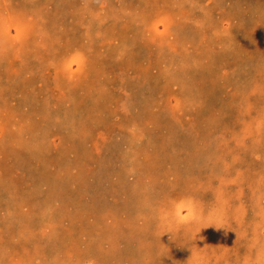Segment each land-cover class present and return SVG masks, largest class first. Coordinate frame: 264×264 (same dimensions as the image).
Returning <instances> with one entry per match:
<instances>
[{
	"label": "rangeland",
	"instance_id": "rangeland-1",
	"mask_svg": "<svg viewBox=\"0 0 264 264\" xmlns=\"http://www.w3.org/2000/svg\"><path fill=\"white\" fill-rule=\"evenodd\" d=\"M0 3V264H264V0Z\"/></svg>",
	"mask_w": 264,
	"mask_h": 264
},
{
	"label": "bare ground",
	"instance_id": "bare-ground-1",
	"mask_svg": "<svg viewBox=\"0 0 264 264\" xmlns=\"http://www.w3.org/2000/svg\"><path fill=\"white\" fill-rule=\"evenodd\" d=\"M11 1V0H10ZM82 1V0H81ZM120 1V0H119ZM246 1V0H245ZM1 4V3H0ZM68 5V4H67ZM246 5V4H245ZM59 6V5H58ZM61 7V6H60ZM81 7V6H80ZM62 8V7H61ZM3 9V8H2ZM75 9V8H74ZM251 9V8H250ZM77 10V9H76ZM191 10V9H190ZM258 10V9H257ZM4 11V10H3ZM66 11V10H65ZM65 11H64V13H65ZM177 11H179V10H177ZM176 11V12H177ZM253 11V10H252ZM75 12H78V11H75ZM74 12V13H75ZM7 14V13H6ZM176 14V13H175ZM9 15V14H8ZM262 15V14H261ZM5 16V15H4ZM73 16V15H72ZM190 16H191V14H190ZM67 17V16H66ZM140 17V16H139ZM262 17V16H261ZM98 18V17H97ZM183 18V17H182ZM186 19V18H185ZM262 19V18H261ZM260 19V20H261ZM30 20V19H29ZM65 22V21H64ZM69 23V22H68ZM102 23V22H101ZM190 23V22H189ZM250 23H251V21H250ZM112 24H113V22H112ZM167 24V23H166ZM191 24V23H190ZM148 27V26H147ZM146 28V27H145ZM150 28V27H149ZM202 28V27H201ZM137 29V28H136ZM157 29V28H156ZM173 29V28H172ZM253 29V28H252ZM73 30V29H72ZM201 30V29H200ZM253 30H255V29H253ZM73 32V31H72ZM209 32V31H208ZM207 32V33H208ZM73 33H77V32H73ZM126 33V32H125ZM167 33V32H166ZM169 33V32H168ZM83 34V33H82ZM147 34V33H146ZM211 34V33H210ZM209 34V35H210ZM188 35V34H187ZM45 36V35H44ZM82 36V35H81ZM46 37V36H45ZM148 37V36H147ZM188 37V36H187ZM259 37V36H258ZM87 38V37H86ZM117 38V37H116ZM122 38V37H121ZM163 39V38H162ZM86 40V39H85ZM88 42V41H87ZM205 42V41H204ZM260 42H262L261 40H260ZM23 44V43H22ZM88 45V44H87ZM200 46V45H199ZM15 48V47H14ZM24 48V47H23ZM51 50V49H50ZM14 51V50H13ZM112 52V51H111ZM199 53V52H198ZM75 56V55H74ZM73 56V57H74ZM82 56V55H81ZM71 58V60H66L64 63H62V64H64V65H66V67L65 68H67V70H69V72H72L71 74H75V72H77V70H82V63H80L81 61H80V57H74V58ZM26 59V58H25ZM83 59V58H82ZM1 60V59H0ZM6 61V60H5ZM86 63V62H85ZM85 65V64H84ZM20 66H21V64H20ZM256 66H257V64H256ZM260 66V65H259ZM30 67V66H29ZM74 67H76V69H74ZM134 68V67H133ZM29 69V68H28ZM181 69V68H180ZM258 71H259V69H258ZM167 73V72H166ZM56 74V73H55ZM70 74V75H71ZM47 76V75H46ZM104 77V76H103ZM106 77V76H105ZM56 78V77H55ZM71 78V77H70ZM69 78V79H70ZM84 78V77H83ZM102 77H100V79H101ZM66 81V80H65ZM64 81V82H65ZM75 81V80H74ZM83 81V80H82ZM80 82V81H79ZM194 84V83H193ZM48 85V84H47ZM141 86V85H140ZM168 86V85H167ZM97 88H99V87H97ZM58 89V88H57ZM115 89V88H114ZM45 90V89H44ZM55 90V89H54ZM69 93V92H68ZM142 94H144V93H142ZM141 94V95H142ZM242 94H243V92H242ZM7 96V95H6ZM243 98V97H242ZM49 99V98H48ZM127 99V98H126ZM135 99V98H134ZM144 99V98H143ZM51 100V99H50ZM243 100V99H242ZM30 102V101H29ZM142 102V101H141ZM144 102V101H143ZM43 103V102H42ZM55 103V102H54ZM167 103V102H166ZM168 104V103H167ZM140 106H142V105H140ZM32 109V108H31ZM21 111V110H20ZM168 111V110H167ZM51 113V112H50ZM127 115V114H126ZM58 116V115H57ZM67 117V116H66ZM70 121V120H69ZM98 121V120H97ZM102 121V120H101ZM157 124V123H156ZM168 124V123H167ZM107 125V124H106ZM170 125V124H169ZM5 127V126H4ZM155 131V130H154ZM38 132V131H37ZM104 132V131H103ZM31 133V132H30ZM142 133V132H141ZM105 135V134H104ZM245 136V135H244ZM75 137V136H74ZM28 138V137H27ZM42 138V137H41ZM2 140H3V138H2ZM26 140V139H25ZM103 144V143H102ZM112 144V143H111ZM106 145V144H105ZM113 145V144H112ZM147 147V145L144 147V148H146ZM53 148V147H52ZM115 148V147H114ZM21 149V148H20ZM56 149V148H55ZM116 150V149H115ZM145 150V149H144ZM143 150V151H144ZM11 151V150H10ZM60 151V150H59ZM15 152V151H14ZM61 152V151H60ZM69 152H70V150H69ZM145 152V151H144ZM31 153V152H30ZM31 155V154H30ZM229 155V154H228ZM40 157H41V155H40ZM76 157V156H75ZM78 157V156H77ZM16 158V157H15ZM43 160H45L44 162H46V159L43 157L42 158ZM110 159V158H109ZM7 160V159H6ZM42 160V161H43ZM134 160V159H133ZM83 161V160H82ZM43 162V163H44ZM113 162V161H112ZM136 162V161H135ZM6 164H7V161H6ZM52 164H54V163H52ZM127 164V163H126ZM36 165V164H35ZM80 165V164H79ZM142 165V164H141ZM30 167V166H29ZM35 167H37V166H35ZM83 167V166H82ZM256 167V166H255ZM210 168V167H209ZM262 168V167H261ZM260 168V169H261ZM32 169V168H31ZM58 169V168H57ZM24 170V169H23ZM39 170V169H38ZM47 170V169H46ZM59 170V169H58ZM35 172V171H34ZM39 172V171H38ZM43 172V171H42ZM48 172V171H47ZM68 172V171H67ZM24 173V172H23ZM69 173V172H68ZM94 173V172H93ZM17 174V173H16ZM84 175V174H83ZM53 176H55V175H53ZM59 176V175H58ZM27 177V176H26ZM56 177V176H55ZM61 178H62V176H61ZM13 179H14V177H13ZM22 180V179H21ZM63 180H64V178H63ZM154 183V182H153ZM25 184V183H24ZM43 187V186H42ZM14 189V188H13ZM216 190V189H215ZM36 191V190H35ZM54 191V190H53ZM14 193V192H13ZM16 193H18V192H16ZM217 194V193H216ZM43 195V194H42ZM50 196V195H49ZM57 196V195H56ZM226 196H228V195H226ZM154 197H156V196H154ZM230 197V196H229ZM234 197V196H233ZM17 198V197H16ZM140 198V197H139ZM235 198V197H234ZM155 200V199H154ZM50 202V201H49ZM156 202V201H155ZM42 203V202H41ZM64 205V204H63ZM127 205V204H126ZM4 206V205H3ZM83 207V206H82ZM190 207V206H189ZM32 208V207H31ZM118 208V207H117ZM200 208V207H199ZM243 208V207H242ZM8 209V208H7ZM74 210V209H73ZM178 210H180L181 211V209L179 208ZM180 211H178V213L179 214H181V212ZM13 213H14V211H13ZM71 214V213H70ZM75 214V213H74ZM211 214V213H210ZM169 215V214H168ZM189 215H190V213L188 214V215H186L188 218H189ZM69 216V215H68ZM205 217V216H204ZM169 218V217H168ZM232 218V217H231ZM72 219H73V217H72ZM16 220V219H15ZM30 220V219H29ZM170 220V219H169ZM224 220V219H223ZM227 220V219H226ZM17 221V220H16ZM195 221V220H194ZM194 221H192V222H194ZM199 221V220H198ZM125 222V221H124ZM127 222V221H126ZM201 222V221H200ZM228 222V221H227ZM122 223V222H121ZM170 223V222H169ZM231 223H233V222H231ZM22 224V223H21ZM27 226V225H26ZM166 226V225H165ZM168 226V225H167ZM119 227V226H118ZM244 227V226H243ZM33 228V227H32ZM46 230H47V228H46ZM149 230V229H148ZM254 230H256V229H254ZM43 231V230H42ZM49 231H51L52 232V230H49ZM48 231V232H49ZM243 231V230H242ZM196 232V231H195ZM38 233V232H37ZM30 234V233H29ZM39 234V233H38ZM53 234H54V232H53ZM189 234V233H188ZM206 234V233H205ZM208 234V233H207ZM257 235V234H256ZM47 237V236H46ZM53 237V236H52ZM82 238V237H81ZM48 239V238H47ZM46 239V240H47ZM83 239V238H82ZM141 240V239H140ZM114 241V240H113ZM48 242V241H47ZM50 245H51V243H50ZM209 246V245H208ZM60 247V246H59ZM210 247V246H209ZM234 247V246H233ZM257 247V246H256ZM52 248V247H51ZM69 248V247H68ZM202 248V247H201ZM200 248V249H201ZM196 249V248H195ZM52 252V251H51ZM68 253V252H67ZM69 254V253H68ZM111 254V253H110ZM59 255V254H58ZM236 255V254H235ZM55 256V255H54ZM123 256V255H122ZM168 258V257H167ZM46 259V258H45ZM97 259V258H96ZM187 259V258H186ZM202 259V258H201ZM189 261V260H188ZM235 261H236V259H235ZM161 262V261H160ZM34 263H36V262H34ZM97 264V263H96Z\"/></svg>",
	"mask_w": 264,
	"mask_h": 264
},
{
	"label": "clouds",
	"instance_id": "clouds-1",
	"mask_svg": "<svg viewBox=\"0 0 264 264\" xmlns=\"http://www.w3.org/2000/svg\"><path fill=\"white\" fill-rule=\"evenodd\" d=\"M175 210H176V209H175V206H174V207H173V209H172V212L174 213V212H175ZM177 219L179 220V218H177Z\"/></svg>",
	"mask_w": 264,
	"mask_h": 264
}]
</instances>
